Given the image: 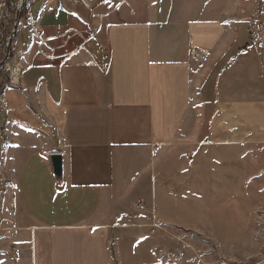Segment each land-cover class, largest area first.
I'll use <instances>...</instances> for the list:
<instances>
[{
  "label": "crops",
  "instance_id": "obj_1",
  "mask_svg": "<svg viewBox=\"0 0 264 264\" xmlns=\"http://www.w3.org/2000/svg\"><path fill=\"white\" fill-rule=\"evenodd\" d=\"M18 28L0 264H167L146 226L193 230L220 191H256L264 223V0H34Z\"/></svg>",
  "mask_w": 264,
  "mask_h": 264
},
{
  "label": "rangeland",
  "instance_id": "obj_2",
  "mask_svg": "<svg viewBox=\"0 0 264 264\" xmlns=\"http://www.w3.org/2000/svg\"><path fill=\"white\" fill-rule=\"evenodd\" d=\"M6 1L0 0V22L5 17ZM78 8L84 16H88L85 11L87 7L80 1ZM29 27L32 28L30 23ZM18 29L14 30V34L18 33ZM88 30H86L87 33H89ZM99 37L103 39L104 32H101ZM93 45L94 43H91L89 47ZM12 61L13 57L9 62L14 69L16 65L14 66ZM5 64L3 62V66ZM233 187L240 186L234 185ZM208 194L209 192L204 195V198H208ZM217 194L218 207L214 210V214L212 209L210 215L204 217L203 221L193 230L182 233L183 231L174 228H164L168 231L169 237L166 235L159 238L157 237L161 228L159 224L149 223L146 226L148 227L145 230L147 234L154 236L153 246H163L162 248L169 254L167 264H264V223L259 222L263 207L258 205L257 192L231 190L220 191ZM248 195L254 196L250 204L247 201ZM144 227L138 226L139 232L144 230ZM136 229L135 227L133 230Z\"/></svg>",
  "mask_w": 264,
  "mask_h": 264
},
{
  "label": "trees",
  "instance_id": "obj_3",
  "mask_svg": "<svg viewBox=\"0 0 264 264\" xmlns=\"http://www.w3.org/2000/svg\"><path fill=\"white\" fill-rule=\"evenodd\" d=\"M19 1L20 0H7V16L0 22V74L3 69V62L7 63L13 57L12 45L14 41H10L11 36L14 35V30L27 18L28 7L34 0H24L21 7L19 6ZM15 23L16 26L14 25ZM7 54H9L10 57L6 59Z\"/></svg>",
  "mask_w": 264,
  "mask_h": 264
},
{
  "label": "built area",
  "instance_id": "obj_4",
  "mask_svg": "<svg viewBox=\"0 0 264 264\" xmlns=\"http://www.w3.org/2000/svg\"><path fill=\"white\" fill-rule=\"evenodd\" d=\"M23 3H24V0H20L19 1V6L21 7L23 5ZM15 25H16V23H15ZM15 34L13 36H11L10 41H14L15 40V37H16ZM249 34H250V37H251L252 41L255 42V43H260L262 41V39H263L262 29H261L260 25L257 24V23L250 25ZM8 46H9V44H8ZM6 57L9 58L10 55L7 54ZM21 73H22L21 67L16 66V68L13 69L11 63L7 62L3 66L2 72L0 74V78H2V79H0V87H1V85L3 83H7V84L12 85V86H18L19 83H20V79H21ZM7 78L9 80L8 82H7ZM3 79H4L5 82L2 81ZM4 105H5V98L0 92V115L3 113ZM9 231L12 234V238H14V239L18 238L19 232H20L19 229L12 228ZM22 253H23V250L20 249L19 247H16V246H12L11 247V254H12L13 258H14V263L13 264H19L18 261L21 258Z\"/></svg>",
  "mask_w": 264,
  "mask_h": 264
},
{
  "label": "water",
  "instance_id": "obj_5",
  "mask_svg": "<svg viewBox=\"0 0 264 264\" xmlns=\"http://www.w3.org/2000/svg\"><path fill=\"white\" fill-rule=\"evenodd\" d=\"M53 167H54V174L57 177H61L63 174V162L61 156H54L52 157Z\"/></svg>",
  "mask_w": 264,
  "mask_h": 264
}]
</instances>
